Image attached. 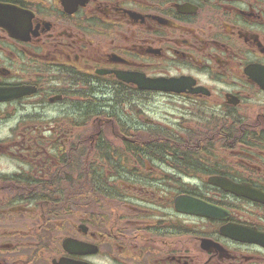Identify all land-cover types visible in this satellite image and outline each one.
<instances>
[{
  "label": "flooded vegetation",
  "instance_id": "obj_1",
  "mask_svg": "<svg viewBox=\"0 0 264 264\" xmlns=\"http://www.w3.org/2000/svg\"><path fill=\"white\" fill-rule=\"evenodd\" d=\"M0 264H264V0H0Z\"/></svg>",
  "mask_w": 264,
  "mask_h": 264
},
{
  "label": "water",
  "instance_id": "obj_2",
  "mask_svg": "<svg viewBox=\"0 0 264 264\" xmlns=\"http://www.w3.org/2000/svg\"><path fill=\"white\" fill-rule=\"evenodd\" d=\"M201 210H202V213L204 214V210L203 209H201ZM190 212H196V213H198L200 211H190Z\"/></svg>",
  "mask_w": 264,
  "mask_h": 264
}]
</instances>
